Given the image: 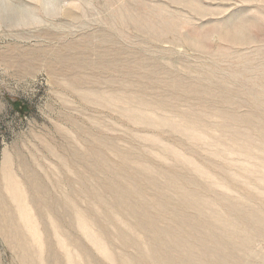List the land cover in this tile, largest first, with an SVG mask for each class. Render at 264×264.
Segmentation results:
<instances>
[{
    "label": "rangeland",
    "instance_id": "rangeland-1",
    "mask_svg": "<svg viewBox=\"0 0 264 264\" xmlns=\"http://www.w3.org/2000/svg\"><path fill=\"white\" fill-rule=\"evenodd\" d=\"M4 1L0 264H264V0Z\"/></svg>",
    "mask_w": 264,
    "mask_h": 264
},
{
    "label": "bare ground",
    "instance_id": "bare-ground-1",
    "mask_svg": "<svg viewBox=\"0 0 264 264\" xmlns=\"http://www.w3.org/2000/svg\"><path fill=\"white\" fill-rule=\"evenodd\" d=\"M31 1V0H30ZM4 2H7L6 0L4 1ZM18 2V1H17ZM8 3V2H7ZM21 3V2H20ZM37 3H38V1H37ZM36 3V4H37ZM3 5V4H2ZM9 5V4H8ZM12 5V4H11ZM32 5V4H31ZM30 5V6H31ZM65 5V4H64ZM7 6V5H6ZM13 6V5H12ZM25 6H26V3H25ZM29 6V5H28ZM40 6V5H39ZM3 7V6H2ZM9 7V6H8ZM11 7V6H10ZM14 7H15V5H14ZM188 7V6H187ZM40 8V7H39ZM64 9H66L65 7H64ZM17 10V9H16ZM19 10V9H18ZM20 10H22L20 13H22L23 11H25V10H23L22 8L20 9ZM42 10V9H41ZM12 11V10H11ZM13 12V11H12ZM18 12V11H17ZM47 12V11H46ZM55 12V11H54ZM8 13V12H7ZM25 13V12H24ZM12 14V13H11ZM61 14V13H60ZM7 15V14H6ZM27 15V14H26ZM29 15V14H28ZM27 15V16H28ZM13 16H14V14H13ZM8 17H10V16H8ZM24 17V16H23ZM29 17V16H28ZM28 17H26V18H28ZM34 18V17H33ZM45 18V17H44ZM1 19V18H0ZM15 19V18H14ZM38 19V18H37ZM39 20V19H38ZM14 21V20H13ZM3 23H5L4 21H3ZM228 37H230V38H232L233 40H237V38H239V35H238V32H236V33H231V34H229L228 35ZM231 42H233V41H231ZM60 57V56H59ZM61 62H62V59H61ZM137 115V114H136ZM135 118V117H134ZM253 214V213H252ZM254 217V216H253ZM250 220V219H249ZM250 224H252V223H250ZM257 230V229H256ZM255 230V231H256ZM255 231H254V233H255ZM257 233H258V230H257Z\"/></svg>",
    "mask_w": 264,
    "mask_h": 264
},
{
    "label": "trees",
    "instance_id": "trees-1",
    "mask_svg": "<svg viewBox=\"0 0 264 264\" xmlns=\"http://www.w3.org/2000/svg\"><path fill=\"white\" fill-rule=\"evenodd\" d=\"M12 108L18 112L20 115H25L28 113V109L25 105H22L21 103L19 102H14L12 104Z\"/></svg>",
    "mask_w": 264,
    "mask_h": 264
}]
</instances>
